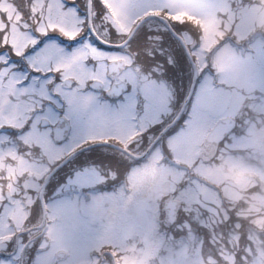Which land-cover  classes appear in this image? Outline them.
<instances>
[{"label": "snow or ice", "instance_id": "1", "mask_svg": "<svg viewBox=\"0 0 264 264\" xmlns=\"http://www.w3.org/2000/svg\"><path fill=\"white\" fill-rule=\"evenodd\" d=\"M99 3L102 15L87 0V15L81 16L75 0H0V264H31L25 249L33 245L39 264H122L133 250L143 264H264V222L229 207L227 185L207 175L209 169L254 167L264 177V37L241 35L236 19L220 23L217 37H207L198 26L173 17L176 8H183L215 20L211 0ZM227 4L233 12L264 9V0ZM218 14L228 21L227 12ZM149 18L190 28L180 38L199 82L185 102V108L191 102V111L179 131L174 125L184 111L173 106L174 90L155 75L159 65L148 71L130 54L87 41L68 51L50 35L74 41L88 29L101 45L123 48ZM167 62L178 66L180 59ZM90 87L109 93L131 87L133 94L110 106L99 103ZM136 92L144 95L143 114ZM240 96L244 99L238 103ZM64 105L63 123L71 124L73 136L70 144L59 146L55 141L64 139L65 129L53 113ZM13 129L18 136L7 134ZM97 142L114 145L128 162L127 187L87 204L44 199L56 162ZM21 163L34 174L20 171ZM116 177L110 168L97 180ZM233 215L249 226L242 257L240 223L230 235H214V255L183 241L166 244L161 236L163 229L176 226L191 240L193 221L215 233Z\"/></svg>", "mask_w": 264, "mask_h": 264}, {"label": "rangeland", "instance_id": "2", "mask_svg": "<svg viewBox=\"0 0 264 264\" xmlns=\"http://www.w3.org/2000/svg\"><path fill=\"white\" fill-rule=\"evenodd\" d=\"M94 2L99 3V0H95ZM211 3L213 5L212 11L217 13L215 20L210 19L209 16L207 15L189 12L183 8H176V10L173 13V17L175 19L182 20L185 22H190L191 24L198 26L206 34L207 37H212V38H215L219 35V31H218L219 24L225 23V21L221 20L218 14L220 12L228 13L229 19L228 21H226L227 23H231L233 19H236L238 21L236 24V28L241 35H247L257 28L264 27V9H260V10L252 9L246 11L242 10V11L233 12L228 7L227 0H220L219 3H217L216 0H211ZM84 4L86 5V0H84ZM80 14L81 16H86L85 13L84 14L80 13ZM175 25L181 31L182 34L188 30L187 27H184L187 25H178V24ZM135 31H136L135 33L138 32L140 33L139 36H137V38L143 43L144 47L142 49V52L148 54L149 56L152 55L162 56L165 58V60H163L165 63H168L167 61L169 60V58H171L173 61H175L177 58L180 59V64L178 66L175 63L170 64L173 65V69H172L173 72H169L168 75L169 79L167 78V82H165L163 79L161 80L158 79V80L166 84L168 88L173 90V88L171 87L172 83L170 82L172 77L175 76L176 79L178 80L179 76L180 77L184 76L187 79H184V82L179 89H184L185 92L183 98H185L188 95L191 87L192 68L188 56L184 51V49L183 48L181 49V45L179 44V42L174 39L173 35L168 31V29L166 28V26H164L163 23H161L159 20H156L154 18H149L143 21L139 26H137ZM56 34L59 37H61L59 33ZM143 37H145L146 39L142 41ZM114 39L116 41H119V37H114ZM85 41L88 42L89 40L84 39L82 42L73 45L71 49H67V50L71 51L75 49L77 46L82 45ZM105 51L114 52V53L117 52L116 50H105ZM120 53L125 54V52L123 51H120ZM155 60H157L155 66L161 63L160 62L161 58L155 57ZM92 63L94 62L90 61V65ZM155 75L157 76V74ZM87 91L92 92L93 95L96 97V95L91 89H88ZM130 94H133V92H131ZM142 96L144 102L145 99L143 93ZM243 98H244L243 96H240L238 103ZM60 111L66 113L67 106L64 105L56 109L53 115L58 116ZM2 131L3 130H0V132ZM15 133L17 136L19 135L18 130L15 131ZM7 134L9 136H12L10 133ZM72 136L73 133L71 130L70 136L66 141V143L59 146H65L70 144L72 142ZM102 145L104 144L102 143L96 144L95 146H92L87 150L81 151L82 153H80L78 156L83 157L85 156L86 152L100 151L98 153H102L107 156L116 157L117 160L122 159L118 153L117 148H113L114 147L113 145H105L104 147H102ZM103 148L105 150H103ZM74 160L75 158L69 159L68 160L69 162L63 166L65 168L62 172L58 171L56 174L54 173L50 177L51 180L56 179L55 182L52 183L50 189L48 190V194L46 196L47 198H45L50 203H54L57 201H66L71 203L87 204L92 201L93 197L115 195L125 188V187L117 188L116 191L113 193H110L105 190L95 191L92 189H88L90 185H94L99 182L97 180V176L98 174H101L100 170H106L105 168H101L99 166L82 167V170H76L73 173H70L67 176V178H65L66 179L65 182L60 181L62 179V176H65V173H69V169H70L69 167H74L73 165H75V163L70 164V162H73ZM3 163H4L3 161H0V164ZM16 171H17L16 169H13L12 174L16 175ZM20 171L27 172L30 175L34 174L33 169L24 163L20 164ZM106 171H109V169H107ZM207 175L211 177L219 178L222 186L224 184L227 185V187L224 188V196L226 199V203L229 207L239 208L241 215H245V214H248L250 216L255 215L257 219H260L262 222H264V179H260L261 176L258 172H256L254 167H236L233 168L230 172H228L227 169H225L223 172L209 169ZM254 180L256 181L255 183ZM254 184L256 185V187H253ZM251 189L253 190L252 192ZM87 190L89 191V193H87L89 195L86 196V198H84L81 192L85 191L84 194H86ZM239 202H244V204H239ZM236 218L237 217H235L234 215L232 216L231 223L233 224V226L236 224V222L238 223V221H236L237 220ZM192 223L196 224V222L194 221ZM209 228L213 230L211 227ZM232 228L234 227H231L230 229ZM173 231L182 232V235L176 238L173 236L174 233ZM233 231L234 230L229 231L228 235H230ZM215 232L217 236L221 234L220 232L217 233L216 229ZM227 232L228 231H226V235ZM247 232H249V230ZM161 236L164 238L166 244H171L172 246H177L183 241L189 244H194L196 248L200 250L203 254L204 252L208 253L207 251H210L209 248H207L206 251V247L204 246L203 243L200 248L202 236L196 233V230L193 228V226H192L191 240L189 239V233L186 229H182L176 226H171L170 228L168 227L165 232L161 231ZM105 242H109V241H105ZM32 264H39L37 257ZM122 264H143L142 255L138 251L133 250L123 258Z\"/></svg>", "mask_w": 264, "mask_h": 264}, {"label": "flooded vegetation", "instance_id": "3", "mask_svg": "<svg viewBox=\"0 0 264 264\" xmlns=\"http://www.w3.org/2000/svg\"><path fill=\"white\" fill-rule=\"evenodd\" d=\"M187 28H188V31H190L189 27H187ZM145 39L146 38L143 37L142 38V41L145 40ZM136 47L140 50L139 52L137 50L134 51V52H132L130 50V48H129L127 54H130L133 57H135V54L147 55L146 53L142 52V49H143L144 46H143V43L141 41L136 43ZM150 57H152V58L151 59H148L146 57H142L140 59H137L136 60V63L139 64L140 66H142L143 68H145L146 70L150 71L154 67L153 65L155 64V61L157 62V60L154 59L156 57L155 55H152ZM162 68H164V67H162ZM164 70H166V68H164ZM175 88L176 87L174 86L173 89H175ZM130 92H131V90H130V87H129V89L127 90V92H125L124 94H121L119 96H110V95H108V93H107V91L105 89L96 90L94 93H95L96 98H97V100H98L99 103H101V104H107V105H110V106H117V105H119L120 103H122L124 101L125 96L129 95ZM136 102H137V110H138V112L140 114H143L145 100H144V104H141V102H138V101H136ZM173 106L176 109H179V107H178V99L176 98V95H175V100L173 102ZM185 113H186V108L184 109V114ZM178 128H179V123H176L174 129L176 131H178ZM113 148H116V147L114 146ZM98 155H104V154H98ZM111 155H113V154H111ZM109 157L111 159V166H110V168L112 170H115L117 172V177H119L120 179L123 177V182H127V179H126V171H127V168H128V162L127 161H122V159H118L117 160L116 157H113V156H109ZM117 161H121V162L120 163H117ZM106 182H108V186L109 187H115L116 184H117L116 179H111V178H109ZM35 248H36V246L33 245L32 248L25 249L26 258L28 260H30V261L34 257Z\"/></svg>", "mask_w": 264, "mask_h": 264}, {"label": "clouds", "instance_id": "4", "mask_svg": "<svg viewBox=\"0 0 264 264\" xmlns=\"http://www.w3.org/2000/svg\"><path fill=\"white\" fill-rule=\"evenodd\" d=\"M226 26H227V22H225ZM250 33H255L258 37H264V27H260L255 29L254 31L250 32ZM243 47V45H242ZM210 73L212 74L213 77H215L216 73L214 70H212L211 68H209ZM206 150H208V146L205 145L204 146ZM260 179H264V177H260ZM256 181L254 180V183ZM127 187V185L125 186V188Z\"/></svg>", "mask_w": 264, "mask_h": 264}, {"label": "water", "instance_id": "5", "mask_svg": "<svg viewBox=\"0 0 264 264\" xmlns=\"http://www.w3.org/2000/svg\"><path fill=\"white\" fill-rule=\"evenodd\" d=\"M165 22H167V21H165ZM168 23V22H167ZM169 25V24H168ZM181 39V38H180ZM182 41V40H181ZM64 127V126H63ZM48 178V177H47Z\"/></svg>", "mask_w": 264, "mask_h": 264}]
</instances>
